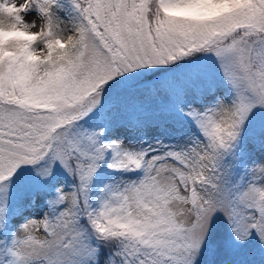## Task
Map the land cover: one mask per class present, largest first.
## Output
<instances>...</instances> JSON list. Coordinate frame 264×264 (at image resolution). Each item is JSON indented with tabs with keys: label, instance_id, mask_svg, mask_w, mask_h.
<instances>
[{
	"label": "snow or ice",
	"instance_id": "snow-or-ice-1",
	"mask_svg": "<svg viewBox=\"0 0 264 264\" xmlns=\"http://www.w3.org/2000/svg\"><path fill=\"white\" fill-rule=\"evenodd\" d=\"M0 264H264V0H0Z\"/></svg>",
	"mask_w": 264,
	"mask_h": 264
}]
</instances>
